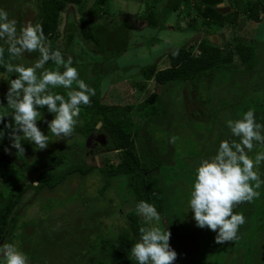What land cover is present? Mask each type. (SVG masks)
Returning <instances> with one entry per match:
<instances>
[{
  "label": "rangeland",
  "instance_id": "obj_1",
  "mask_svg": "<svg viewBox=\"0 0 264 264\" xmlns=\"http://www.w3.org/2000/svg\"><path fill=\"white\" fill-rule=\"evenodd\" d=\"M7 1L9 0H4L3 3H8ZM39 1L15 0L12 3L13 8L19 5L18 13L23 15L22 26L30 22L40 24ZM193 2L194 0L181 2L180 9L173 11L165 23L160 22L154 27L142 21L140 15L144 12L149 14L147 10L151 5L156 6L153 9L156 11L170 9L168 4H172L171 0H84L82 4H70L62 13L58 43L53 51L60 50L65 60L71 57L73 66L79 70L80 78L95 89L96 96L92 100L96 108L95 117L104 119L103 107H111L107 113L111 119L131 124L127 129L131 130L132 135L136 131L140 132L141 137L136 138L138 153H148L146 159L150 162L160 160V170L169 173L164 174L163 178L164 185L170 187L165 216L161 215L163 210L158 209V198H155L156 203L151 204L155 205L160 213V221H153L150 225L141 216V224L142 227L158 226L162 230L168 228L173 233L170 245L178 253L174 264H264V231L263 240H259V244L252 236H257L258 231L264 229V185L257 189L260 194L254 199L256 206L253 200V206L245 202L234 209L236 213H242L246 217V223L240 227L238 239L231 242L217 243L216 232L198 227L189 206L190 193L200 162L216 154L223 140L235 139L227 126V120L238 118L232 114V110L225 109L228 97L225 99L224 94L233 93L234 87V96L237 98L241 95L240 104L244 105L249 90L259 96L263 93L262 90L257 91V82L250 86L249 75L238 79L232 67L227 69L228 73L224 74V78L221 77L222 73H219V76L211 73L209 79L203 78L189 83L179 81L164 87L153 77H145L143 73V68L151 64H156L157 70L169 65V52L174 47L189 45L193 46L195 53H200L198 47L205 36L225 47L232 46L234 37L247 38L257 44L259 59H264L258 39L260 33L264 34L263 13L257 22H242L207 32L205 28L190 26V18L196 14ZM70 11L74 13V17L70 15L69 19ZM159 14L164 20L166 15L160 12ZM74 22L80 26L85 23L86 27L96 25V34L102 41V47H97L93 38L86 36L80 28L78 32L75 30L72 33V41H65V29H75ZM47 41L49 44V40ZM70 45L73 53L67 49ZM37 55L38 53H25L24 62L30 63L29 60ZM7 58L8 53L5 54V59ZM239 62L237 58L232 59L235 68H243ZM231 74L234 75L232 79ZM0 78L2 95L6 92L9 82L5 80L4 74L0 75ZM228 84L231 85L230 88H226ZM215 86L220 90L215 91ZM154 92L162 93L161 97L154 103L143 105ZM129 107L133 109L130 110ZM203 117L205 120L201 121ZM51 120L52 118H42L37 122L45 134L49 133L47 121ZM83 122L79 117L77 125H82ZM100 123L101 126L97 125V130L93 132L105 134L106 144L94 140L87 147V137L77 139L78 144H63L59 143V138L49 133L51 142L45 150H34L31 143L30 146L24 147V157L18 156L15 148H11L10 152L6 151V160L18 164L26 177L17 181L12 195L13 200L21 196L18 206L21 219L17 228L14 227L8 232L0 246L4 243H15L27 254L31 264H89L80 261L82 259L79 256H86V249L80 250V253L79 247L81 240L85 243H88V240L77 237L76 230L69 237H66V234H69L68 230L75 228L69 221L72 216L77 215V208L88 209L87 202L98 199L99 190L108 178L99 173L100 171H91L87 175H75L69 184L60 185L56 189H39L37 183L38 177L51 168V157L46 158V150L54 149V155H61V161L56 167L59 171L79 163L97 166L99 169L110 164L117 165L122 159V151L117 149L115 144L109 147V132L112 131L104 129L102 121ZM77 131L75 129L72 136H77ZM113 138L116 140L115 136ZM10 145L11 141L6 148ZM258 151H264V145H260ZM256 153L257 150L249 155L254 158ZM161 157L167 162H162ZM24 158L32 162L31 165H26ZM150 166L153 168V165ZM257 170L261 179H264V162ZM177 176L181 178L178 180ZM175 178L177 180H174ZM6 184H14V179L10 177L1 181V185ZM172 185L174 187H171ZM129 191L123 186L118 187L116 193L113 189L108 191L104 203L99 204L108 208L94 213L101 225L91 234L89 242L96 240L97 235L94 233H119L128 225L126 213L130 209L129 206L123 205L124 208H119L123 202L133 200L132 197L127 198L128 200L121 197ZM108 196L113 198V202H108ZM84 198L87 200L84 203L86 205H78L76 201L79 200L83 204ZM4 202V196H0V206ZM80 215L83 216L82 213ZM33 221H37L35 225L29 223ZM65 224L69 226L66 227ZM175 237H178L177 243ZM64 243L67 244L66 249L70 248L69 251L64 250Z\"/></svg>",
  "mask_w": 264,
  "mask_h": 264
},
{
  "label": "trees",
  "instance_id": "obj_2",
  "mask_svg": "<svg viewBox=\"0 0 264 264\" xmlns=\"http://www.w3.org/2000/svg\"><path fill=\"white\" fill-rule=\"evenodd\" d=\"M3 1L4 0H0V9L6 10L9 13V17L17 21L18 29L23 27V15L18 13L19 5L13 8L12 3L15 2V0H9L7 1L8 3H3ZM28 1L31 2L32 0ZM83 1L84 0L39 1L40 3L38 5V19H40V25H42L47 40H49L51 50H54L55 47H57L62 13L66 11L70 4L78 5L82 4ZM171 1L172 4H168L170 5V9L166 8V10H164L163 12L153 10L154 8H156V6L154 5L149 6L147 10L149 14H145L144 12V14L140 15L142 17V21H146L153 27L158 26L160 22L165 23V20L171 13H173V11H175L176 9H180L181 2H189L190 0ZM230 1L232 9L231 11L226 13L214 5L212 6L204 4L202 0H194L193 7L196 11V14L192 16V18H190V26L202 27L205 28L207 32H211L212 30L217 28L222 29L226 26L231 27L242 22H257L260 20V14H264V0ZM12 9L17 10L11 11ZM159 12L166 15V17L164 16V20L160 18ZM70 15L74 17V13H72L71 11L69 12V19ZM69 19L68 21H71ZM73 24L75 25V29H65V41H68L70 39L72 41V33L75 30H77L78 32V28H80L86 36L93 38V40L97 44V47H102V41L97 37L96 34V30H98V27H96V25L86 27L85 23H83L81 26L77 22H74ZM258 39L261 43L264 53V34L260 33L258 35ZM0 45H3L2 41H0ZM3 46L7 48L6 45ZM224 47V45H220L205 36L204 38H202V41L198 47L201 51L200 53H195L193 46L191 47L189 45H180L174 47L169 52V65L157 70L156 64H151L143 68V73L145 77H153L158 84L164 87L167 84L179 81L189 83V81L197 82L199 79L203 78L209 79L208 76H211V73L218 76L219 73H222L221 77L224 78V74L228 73L227 71L229 70V67H232L234 69L233 72L238 79H242L243 76L246 77V75H249V85L254 86L256 84L255 82H257V91L262 90L263 93L259 96L255 95V93L249 90L247 92L248 99L246 104L241 105V98H239L241 95L236 98L234 96V92L236 90L233 87V93L230 94V92H226V94H224L225 99H227L228 97L225 109L232 110V114L238 119L242 118L243 114L250 108L254 109L257 122L264 124V59H259V48L257 44L251 42L247 38L234 37L232 46L225 48ZM71 48L72 47L70 45L67 49H70L71 51ZM5 54H7V51L5 52ZM38 56L39 54L34 59L29 60L30 63L34 62L38 58ZM234 58L239 59V64H242L243 68H235L233 66L232 59ZM45 67L54 69L56 65L50 61ZM61 71H63V69H61ZM240 73H242V75H240ZM3 74L6 76L5 80L7 81L8 79L16 78L15 74L7 73L4 67L0 66V75ZM233 77L234 75L231 74L230 78L232 79ZM195 86L196 85H194V87ZM230 87L231 85L228 84L226 88ZM8 88L9 85L6 86V92L4 94L1 95L0 92V101H3L5 105L7 104L6 93L8 91ZM214 88L215 91L220 90L218 86H215ZM53 91L59 94L66 95L67 90L63 87H60L54 89ZM161 95L162 93L157 92L150 94L149 97L143 102V105H148L151 102L154 103L161 97ZM95 96L91 97L90 106L81 105V112L79 117L82 118L84 122L82 125L76 126V129L78 130L77 136H71L69 138L62 139V141L61 139H58L59 143L78 144L77 139L81 137H88L93 131L97 130L98 123L102 121L103 128L112 131L109 132L111 133V137L109 138L108 143L109 147L115 144L116 148L122 151L121 161L117 165L110 164L107 166H103L100 169L97 166H86L79 163L76 166L59 171L56 170V167L57 164L61 161V155H54V149L46 150V158L51 157V168H49L48 171L43 172L38 177V188L43 190L47 188L50 190L56 189L60 185L64 186L69 184L73 177L77 174L87 175L90 174L91 171L92 173H97L99 171V173H103L108 179L104 183L103 187L100 188L99 194L97 195V200L87 202V200L84 198L82 204L81 201L75 199L80 206L86 205L84 203L87 202L88 209L82 210L77 208V215H74V217L72 216V220L69 221L70 223H73L72 226H74L75 228L70 231L68 230L67 232H69V234H66V237L73 235L74 233L72 232L76 230L77 232H75L77 233V237L88 240V243H85L84 240H81V244L79 247V251H85L86 249L85 257L79 255L82 259L80 261L82 262H87L89 264H136L135 261L129 258L130 248L139 239V228L142 227L141 216L136 212V205L141 200L147 201L149 203H156L155 198H158L156 204L158 206V209H160V211L163 210L164 212H160L162 213L161 215L165 216L167 196L169 195L168 189H170V187H166L164 185L163 178L164 174L168 175L169 173H164L163 169L160 170V160H152L150 162L146 159L148 153H145V151H143L142 154L138 153L136 149V138L141 137L139 136L140 132L136 131L132 135L131 130L127 129L129 125L132 126L131 124H128V122L126 121L118 122L114 119H111L109 114H107L111 107H103V113L105 115L104 119H97L95 117L96 108L92 103V100L95 99ZM229 99L231 101H229ZM3 107H0V111H3ZM129 109L131 110L133 108L129 107ZM41 111L43 113L42 118H54V114L47 111V106L41 109ZM44 112H47V114L44 115ZM234 116L232 118H234ZM10 119L11 117H6L4 123H7ZM204 120V117L201 118V121ZM3 127L4 124H0V129H2ZM114 136L116 137V140H114ZM9 141L10 140L7 134L5 135L4 139L0 141V196H4L5 198V202L0 206V244L3 243L5 237L9 234L8 232H10L14 227L17 228V224L21 219L22 215L18 209L21 196H18L15 200H13L12 195L16 188L17 181L20 179H25L26 177V174L18 164L9 162L5 158V149ZM27 145L30 146L31 143L26 140L23 141V146L28 147ZM31 146L34 147V145ZM258 147H260V144H256L252 152L256 150L257 152H260L258 151ZM18 156H23V153H18ZM24 159L26 165H31L32 162H29L26 158ZM162 162L167 161L162 159ZM150 165H153V168ZM10 177L14 179V184L1 185V181L3 179H8ZM177 178L179 180L181 177L177 176ZM174 180L177 179L175 178ZM120 186H123L124 189L128 188V190H130L129 193L123 194L121 195V197H123L125 200H128L127 198L130 197L133 198V200L125 201L123 203L121 202L122 205L119 208H124L123 205L129 206L130 209L126 213L128 225L124 226L122 231H120L119 233H94L95 235H97L96 240L90 241V243L89 240L91 234L95 232V229L98 225H101V223L96 220L94 213L101 209L107 210V206H99V204L101 205L102 203H104L103 201L107 198V193L110 189H113L116 193V190ZM171 187H174V185H172ZM108 200L109 203L113 202L112 197L108 196ZM254 201V205L256 206V200ZM249 203L251 206H253V204H251L252 202ZM80 213H82L83 216H81ZM36 222L37 221H33L29 223L35 225ZM11 225L12 227H10ZM26 225H28V222L26 223ZM166 225H168V223ZM65 226L68 227L69 224H65ZM263 231L264 229L259 230L257 236H254V234L252 235L256 238L257 242L259 240H263ZM174 240L176 242L178 240V237H175ZM259 243L260 242H258V244ZM66 245L67 244L64 243V250L69 251L70 248L66 249ZM241 247L242 246H240V248ZM75 250L76 249L74 248L73 251Z\"/></svg>",
  "mask_w": 264,
  "mask_h": 264
},
{
  "label": "clouds",
  "instance_id": "obj_3",
  "mask_svg": "<svg viewBox=\"0 0 264 264\" xmlns=\"http://www.w3.org/2000/svg\"><path fill=\"white\" fill-rule=\"evenodd\" d=\"M0 41L7 46L0 45V66L16 76L8 79L7 104L0 101V107L6 106L0 111V124H4L0 141L6 134L11 141L5 151L15 148L17 154H24L25 140L34 145V150H45L51 142L49 133L59 140L71 137L79 122L81 105L90 106L91 97L96 94L80 78L73 59L65 60L60 50H51L42 25L30 22L18 31L17 21L4 9H0ZM25 53L39 56L34 62L25 63ZM50 61L56 65L54 69L45 67ZM60 87L67 90L66 95L53 91ZM45 106L54 114L47 121L48 134L37 123ZM6 117L11 119L4 123ZM227 126L235 139L223 140L216 154L200 162L189 200L196 225L216 232L215 239L220 244L238 239L246 217L234 209L252 202L260 194L257 189L264 185L256 170L264 162V151L257 152L254 158L249 155L256 144L264 145V124L257 122L255 111L250 108L242 118L227 120ZM136 212L150 225L161 219L155 205L144 200L137 203ZM139 233V239L129 251L131 260L136 264H174L178 253L170 245L168 228L140 227ZM0 260L2 264H31L27 254L15 243L0 246Z\"/></svg>",
  "mask_w": 264,
  "mask_h": 264
},
{
  "label": "water",
  "instance_id": "obj_4",
  "mask_svg": "<svg viewBox=\"0 0 264 264\" xmlns=\"http://www.w3.org/2000/svg\"><path fill=\"white\" fill-rule=\"evenodd\" d=\"M202 2L206 5H215L218 6L219 8H221L222 11L224 12H229L230 11V7L227 5L228 4V0H202ZM224 5H227L226 8H223ZM101 126V123L98 124V127ZM97 140L98 142L102 143V144H106L107 143V137L105 134H96L95 132H92L88 137H87V147L91 144L92 141Z\"/></svg>",
  "mask_w": 264,
  "mask_h": 264
},
{
  "label": "flooded vegetation",
  "instance_id": "obj_5",
  "mask_svg": "<svg viewBox=\"0 0 264 264\" xmlns=\"http://www.w3.org/2000/svg\"><path fill=\"white\" fill-rule=\"evenodd\" d=\"M229 7H230V11H231V1L230 0H228V4H227ZM227 5H224V7L223 8H226L227 7ZM215 6V5H214ZM217 8H219L218 6H216ZM219 9H221V8H219ZM260 12H262V11H260ZM103 132H105V131H103ZM97 133H100V132H97Z\"/></svg>",
  "mask_w": 264,
  "mask_h": 264
}]
</instances>
